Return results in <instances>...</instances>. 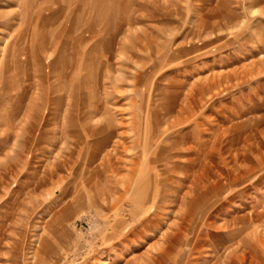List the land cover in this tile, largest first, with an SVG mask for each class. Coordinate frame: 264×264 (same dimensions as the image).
Masks as SVG:
<instances>
[{
  "label": "rangeland",
  "instance_id": "rangeland-1",
  "mask_svg": "<svg viewBox=\"0 0 264 264\" xmlns=\"http://www.w3.org/2000/svg\"><path fill=\"white\" fill-rule=\"evenodd\" d=\"M0 264H264V0H0Z\"/></svg>",
  "mask_w": 264,
  "mask_h": 264
}]
</instances>
